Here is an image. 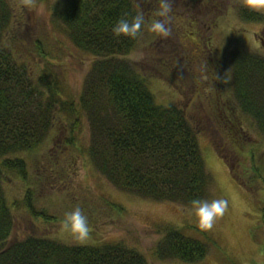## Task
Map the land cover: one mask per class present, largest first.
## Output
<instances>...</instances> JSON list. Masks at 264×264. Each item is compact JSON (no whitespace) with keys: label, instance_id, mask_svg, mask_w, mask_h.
<instances>
[{"label":"rangeland","instance_id":"rangeland-1","mask_svg":"<svg viewBox=\"0 0 264 264\" xmlns=\"http://www.w3.org/2000/svg\"><path fill=\"white\" fill-rule=\"evenodd\" d=\"M63 1L9 0L15 13L13 27L22 41L15 51L20 58L25 55L54 73L69 97L76 99L93 60L52 24V6ZM132 1L143 11L150 2ZM191 1L175 0L171 35L166 40L149 31L150 22L159 19L149 16L155 11L144 15L146 23L137 48L120 60L136 67L158 104L177 106L198 128L200 154L210 178L202 200H227L223 217L206 231L190 214L189 205L142 199L117 189L85 160V139L78 149L62 147L63 133L55 127L36 151L24 157L25 178L11 177L5 182L9 203L22 201L29 191L36 211L33 214L22 205L13 210L15 228L10 240L44 236L65 245L120 244L142 254L146 264H186L177 259L159 260L155 255L164 230L176 228L184 237L207 246L205 258L196 264H264V135L251 121L242 120L246 142L239 153L237 144H229L234 145L231 153L216 122L225 115L223 108L226 115H232V106H236L232 91L236 53H261L264 47L257 36L264 39V11L249 9L258 18L253 21L242 16V0H203L188 11L186 2ZM216 6L220 17L215 26L211 23L213 31L200 26L198 34L199 24L192 18L208 22ZM203 37L211 42L204 52ZM183 56L191 70L180 62ZM209 104L215 105V118L208 114ZM77 207L92 228L86 241H77L62 226L65 213Z\"/></svg>","mask_w":264,"mask_h":264},{"label":"trees","instance_id":"trees-1","mask_svg":"<svg viewBox=\"0 0 264 264\" xmlns=\"http://www.w3.org/2000/svg\"><path fill=\"white\" fill-rule=\"evenodd\" d=\"M148 1L159 6V0ZM52 7V24L93 60L76 99L38 61L33 64L29 57H19L15 50L22 41L13 27L15 13L9 0H0V264H146L142 254L120 244L65 245L44 236L10 240L13 210L22 205L33 214L36 211L29 191L22 201L9 203L5 182L25 178L24 157L36 151L55 127L63 133L62 147L78 149L84 138L85 160L109 184L139 198L191 206L193 200L205 197L210 182L198 128L182 109L158 104L136 67L120 60L135 51L142 31L129 38L117 37L112 29L119 19L131 21L143 10L132 0H64ZM153 11L156 15L158 8ZM243 17L258 19L250 10ZM237 53L232 115L223 108L225 115L216 120L215 105L210 104L208 113L210 118L214 115L217 132L231 153L234 145L229 144H237L239 153L246 142L242 120L251 121L264 135V56ZM186 58L180 62L187 64ZM206 247L176 228H167L155 255L159 260L196 264L205 258Z\"/></svg>","mask_w":264,"mask_h":264},{"label":"clouds","instance_id":"clouds-1","mask_svg":"<svg viewBox=\"0 0 264 264\" xmlns=\"http://www.w3.org/2000/svg\"><path fill=\"white\" fill-rule=\"evenodd\" d=\"M174 2L175 0H159V9L156 12L159 19L152 20L148 25L149 31L161 40H166L171 35L170 23ZM241 7L253 11H264V0H242ZM145 23L144 14L139 11L131 21L126 18L119 19L112 30L117 37L136 38ZM222 83H227L225 77ZM227 206L228 201L223 198L193 200L189 212L194 214L199 226L208 231L213 229L214 225L223 217ZM62 226L77 241H86L92 232L88 217L79 207L65 213Z\"/></svg>","mask_w":264,"mask_h":264},{"label":"flooded vegetation","instance_id":"flooded-vegetation-1","mask_svg":"<svg viewBox=\"0 0 264 264\" xmlns=\"http://www.w3.org/2000/svg\"><path fill=\"white\" fill-rule=\"evenodd\" d=\"M191 2H192V3H191ZM191 2H188V4L186 3V4H187V10H188V11L192 10L193 7H194V9H195L196 7L200 6V5H198V3L200 4L201 2H203V0H192ZM209 9H212V8H209ZM218 9H219V7L216 6V8L214 9V10H215V13H213V16L208 20V22H206V21H199L197 18H192V20H193L194 22H196V23L199 24L198 27H197V33H198V34H200V32H199L200 26H203L202 28L206 27L208 30H210V32L213 31V27H212V25L215 26V23L218 22L217 18L220 17V16H219L220 13H218ZM188 11H187V13H188ZM244 11H249V9L244 8V9L242 10V16H243V12H244ZM188 17H189V16L187 15V18H188ZM244 19H245V18H244ZM246 19H247V18H246ZM210 20H211V21H210ZM211 23H213V24L211 25ZM202 28H201V29H202ZM198 34H197V36H198ZM257 36H258V41H259V43H260L262 46H264V39H263V37H262L260 34L257 35ZM201 43L204 45V48L202 49V52H204L205 48L211 46V42H210V40L206 42V41H204V37H203V41H201ZM206 45H207V46H206ZM261 54L264 55V47H262ZM208 85H209V84H208Z\"/></svg>","mask_w":264,"mask_h":264}]
</instances>
